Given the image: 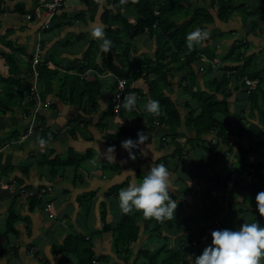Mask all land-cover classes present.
Here are the masks:
<instances>
[{
    "label": "crops",
    "instance_id": "obj_1",
    "mask_svg": "<svg viewBox=\"0 0 264 264\" xmlns=\"http://www.w3.org/2000/svg\"><path fill=\"white\" fill-rule=\"evenodd\" d=\"M48 1L0 0V75H12L1 54L4 50L12 54L14 65H17L13 75L17 73L14 76L20 83L28 85V91L21 96L14 94L7 115L0 116L3 131L0 133V264H71L69 255L75 257L74 264H79L76 254L69 246L67 249V245L72 246L71 238L77 234L92 243L96 258H107L95 264H124L113 252L111 232L101 228L103 223L113 228L120 218L119 190L141 180L151 166L159 163L169 169V191L178 201L177 208L174 217L160 228L161 234L151 236L148 231L140 230L127 264H132L139 250L148 248L154 252L160 245L183 249V264H190L189 256H198L211 244L213 230L235 229L253 219L264 224V216L259 214L255 200L256 194L264 190V153L250 131V128L261 127L262 119L257 113L249 112L247 92L237 87L241 82L233 78L226 91L231 94L229 119L233 120L234 131L242 129V136H228L224 142L215 140L212 133L198 140L194 129L186 127L184 118L189 105L196 104L185 87L189 82H180L184 71H176L174 66L163 74L168 73L164 93L176 103L181 114L177 126L160 124L147 111L146 105L151 98L147 96V85L142 77L130 85L134 89L131 93L137 98L135 106L129 111L123 104L118 115H114L109 108L116 78L102 68L106 52L100 47L101 40L92 35L96 26L102 25L106 30L103 22L106 0H66L50 28L41 34L37 75L40 94L46 104L40 111L34 134L25 142L13 145L24 133L33 110L30 63L41 22L37 10ZM197 2L192 9L207 10L206 4ZM27 15L32 19L28 21ZM257 19L255 16L254 20ZM257 24L254 34L251 22H244L242 14L234 12L226 23L215 20L207 29L213 32L214 41L220 40L222 33L228 36L220 40L223 44L226 42L221 50L245 35L241 40H246L251 52L262 50L264 53L261 45L264 34L260 30L264 28V20L259 19ZM260 33L263 38L258 40L255 35ZM132 45L136 58H141L143 53L152 57L154 45L147 34L135 38ZM92 63L101 71L86 67ZM41 66L55 73L49 87L41 84L38 70ZM64 77L75 78L76 92L88 89L86 95L90 86L86 84L96 79L95 101L89 102L84 96L82 101L74 99L68 103L63 98L65 87L61 86ZM154 77L149 75L148 80ZM198 77L194 92L205 88ZM93 89L94 86L90 88L91 94ZM11 91H18V88L13 85ZM49 131L58 137L47 138L41 145L38 138L42 132ZM138 131H143L148 139L136 148V159H131L121 141L129 137L136 139ZM208 141L217 146L218 157L212 166L207 163ZM109 145L116 146L113 162L99 155ZM73 154L85 156L80 167L70 165L63 169L62 161ZM97 160L100 161L98 165H90ZM46 187L52 188L51 193L40 199L27 193ZM191 188L198 189L200 194L188 196L181 202L180 196ZM46 204H49L48 211H45ZM8 219L12 221L11 231L7 229ZM66 239H69L68 244Z\"/></svg>",
    "mask_w": 264,
    "mask_h": 264
},
{
    "label": "trees",
    "instance_id": "obj_2",
    "mask_svg": "<svg viewBox=\"0 0 264 264\" xmlns=\"http://www.w3.org/2000/svg\"><path fill=\"white\" fill-rule=\"evenodd\" d=\"M209 1L210 11H214L213 8L216 7L213 14L202 8L192 9L194 2H197V0H106L103 22L106 27V36L113 43L111 50L106 52V63H102V68H106V71L112 73L116 80H124L127 91L130 93L134 91L130 85L139 78H144L147 85V96L160 101V112L158 115L153 114L154 118L160 124L172 126L179 124L181 114L176 103L172 102L164 93V82L167 81L168 73L163 74V72H166L171 66H174L176 71L183 70L185 76L181 78L180 82H189L185 87L186 90L190 91L189 95L196 104L194 106L189 105V112L184 118L186 127L194 129L195 138H198V140L202 136L212 133L215 140H221L222 142L226 141L228 136H242V129L238 128L234 131L232 127L233 120L229 119L232 114L229 100L231 94L226 91V85L235 78V82H241L237 87L247 92L246 102L249 106V112L257 113L262 119L261 127L257 129L250 128V131L255 139L259 141L257 147L262 149L264 153L263 52L262 50L258 53L251 52L250 45L246 40H242L241 42H232L225 53L219 54L215 43H213L215 40L214 34L208 32L207 29V26L213 24L215 20L226 23L234 12H238L240 15L242 14L244 22L246 20L251 22L252 33L256 34L258 30L257 21L259 19L264 20V0ZM235 2L239 5L234 6V4L236 5ZM131 16L133 20H131ZM255 16L259 19L254 20ZM196 29L206 31L209 35L200 41H194L193 46L189 47L187 36ZM260 30L264 34V28H260ZM143 34H147L153 42V55L150 57L143 53L141 58H136V53L132 49L133 40ZM222 36L224 37L223 34L219 35V37ZM1 54L12 74L8 77L0 75L2 91V94L0 93V116H6L8 107L13 103L14 94L19 93L21 96L24 91H28V85L27 83H20L14 76L17 73L13 75L17 65H14L12 54H8L4 50L1 51ZM208 60L217 61V67L215 69L211 68L207 63ZM86 67H95V69L101 71L93 63L87 64ZM199 67H202L201 71ZM38 70L42 79L41 84L47 85L46 87L51 86L55 78L54 71L46 66H41ZM217 72H223L224 74ZM227 73L229 75H226ZM149 75H155V77L148 80ZM198 76L204 82L205 88L200 87L194 92L193 89L196 80L199 78ZM244 78L254 82V89L251 90L246 86L243 81ZM97 83V80L94 79L91 83L86 84V86L90 85L88 86L89 93L86 95L88 89L76 92L78 84L75 78L64 77L61 80V86L65 87L63 90L64 97H60L65 98L68 103H72L74 99L82 101L83 97L86 96L89 102H93L97 95ZM66 84L68 85L67 88ZM13 85L18 88V91H11ZM93 86V94H91L90 88ZM50 88L52 89V87ZM109 111L114 113L112 100L110 101ZM114 115H118V113H114ZM41 137L55 139L58 135L49 131L47 133L42 132ZM216 148L217 146L212 141H208L207 163L209 166H212L218 157ZM133 151L136 152V149H133ZM83 157L85 158V156ZM83 157L77 154L69 155L62 161L63 163L61 162L62 168L66 169L65 167L70 165L80 167V161L84 159ZM48 163L52 164L53 162ZM167 221L168 219L158 221L154 218H146L140 210L134 209L129 213H123L120 209V218L113 228L103 223L101 230L111 232L113 252L116 256L121 257L124 264H127L133 255V244L138 240L140 230L148 231L149 235L154 236V234L161 232L160 227L167 224ZM6 225L7 229L11 231L12 221L8 219ZM110 228L112 229L110 230ZM71 243L72 246L67 245V249L69 246L70 250L76 254L79 264H95L100 260L107 259L105 256L95 257L90 241L78 237ZM183 258V249H172L166 245H160L154 252H151L148 248L139 250L132 264H183Z\"/></svg>",
    "mask_w": 264,
    "mask_h": 264
},
{
    "label": "clouds",
    "instance_id": "obj_3",
    "mask_svg": "<svg viewBox=\"0 0 264 264\" xmlns=\"http://www.w3.org/2000/svg\"><path fill=\"white\" fill-rule=\"evenodd\" d=\"M92 35L101 40L104 52L111 50L113 41L106 36L102 25L93 28ZM209 35L208 32L196 29L187 36L188 46L194 41H200ZM135 93L124 96V107L131 111L136 104ZM147 111L159 114L160 101L151 99L146 105ZM148 137L143 131L137 132V138L131 137L121 141V146L128 152L131 159H136L133 149L145 143ZM38 142L46 143L43 137ZM103 155L107 161L116 159V146L109 145ZM170 172L164 163L151 166L150 170L138 182L128 184L119 190V207L123 213L140 210L146 218L163 221L174 217L177 200L170 194ZM256 207L264 216V190L256 196ZM190 264H264V224L257 219L244 221L239 227L218 228L211 232V244L206 246L198 256H189Z\"/></svg>",
    "mask_w": 264,
    "mask_h": 264
},
{
    "label": "built area",
    "instance_id": "obj_4",
    "mask_svg": "<svg viewBox=\"0 0 264 264\" xmlns=\"http://www.w3.org/2000/svg\"><path fill=\"white\" fill-rule=\"evenodd\" d=\"M66 0H50L44 4H42L41 9L37 10V13H39V16L41 18V22L38 27L37 31V37L35 41V49L32 54L31 58V68H32V85L30 87V100L33 102V110L31 112V116L29 117L27 127L24 131V133L18 138V140L15 141V144H20L23 141H26L30 138L32 134H34L36 128L39 124V114L42 108L45 106V102L43 101L40 89H39V81H38V75H37V67L40 63V57H41V34L48 30L51 26V23L53 22L54 16L58 11L63 7ZM26 19L29 21L32 19L31 15H27ZM208 65L215 69L217 67V64L214 61H207ZM199 70H202V67H199ZM222 74H224L222 72ZM226 75H229L227 73ZM246 84V86L249 87V89H254V82L250 81L247 78H244L243 80ZM126 87V82L122 79L116 80V87L115 91L112 95V104H113V112L115 114L118 113L121 106L124 104V96L128 94ZM52 188L46 187L41 188L37 190L36 192L28 191L27 193L29 195H33L35 198L40 199L48 194L51 193ZM198 190L196 188H191L187 192L183 193L180 196V201L184 202L188 196H192L194 193H197ZM49 210V204H46L45 211Z\"/></svg>",
    "mask_w": 264,
    "mask_h": 264
},
{
    "label": "rangeland",
    "instance_id": "obj_5",
    "mask_svg": "<svg viewBox=\"0 0 264 264\" xmlns=\"http://www.w3.org/2000/svg\"><path fill=\"white\" fill-rule=\"evenodd\" d=\"M236 1V0H235ZM200 2H203L204 4H206L207 5V10H209L210 11V8H209V5H210V3H209V0H203V1H201L200 0ZM236 3V2H235ZM201 4V3H200ZM236 5H238L237 3H236ZM235 4H234V6H236ZM214 9V11H215V9H216V7L215 8H213ZM223 35H224V37L222 36V37H220V40H222V39H225V37L227 38L228 36L227 35H225L224 33H222ZM245 36V35H244ZM244 36H241V37H237L238 38V40L237 39H235V40H237V42H241L242 40V38H244ZM263 34H258V35H255V38L256 39H262L263 37ZM145 37H142V39H144ZM220 40H218V39H216V41H213V43H215V46H216V48H217V53H219V54H223V53H225V51H227V50H221V48H224L225 46H226V42H225V44H223V43H221V41ZM220 44H223L222 46L220 45ZM255 44L257 45L258 44V42L257 41H255ZM219 45V46H218ZM261 45L262 46H264V44L261 42ZM218 46V47H217ZM263 49H264V47H263ZM251 50V49H250ZM264 54V53H263ZM184 60V59H183ZM215 62H217V61H215ZM216 72V71H215ZM217 73H219V74H222V72H217ZM234 84H236L235 82H234ZM228 85H226V87H227ZM24 100V99H23ZM5 125V124H4ZM2 127H0V133L1 134H3V131H2V129H1ZM17 140H18V138H17ZM232 140V139H231ZM13 143H14V141H13ZM17 144V143H16ZM13 145H15V143L13 144ZM222 148L223 149H225V146H222ZM100 163V161H93L90 165L91 166H96V165H98ZM198 190V189H197ZM200 194V192L198 191L197 193H194L193 194V196H197V195H199ZM161 228V227H160ZM160 234H161V232H160ZM76 237L75 238H71V239H73V240H75V239H77L79 236H80V234H77V235H75ZM69 243V239H66V244H68ZM75 255V254H74ZM70 256H71V258H70ZM69 258H70V260H71V264H74L73 262H74V259H75V257L73 258V256L72 255H69ZM75 261H76V259H75ZM78 261V260H77ZM104 264H106V263H104Z\"/></svg>",
    "mask_w": 264,
    "mask_h": 264
}]
</instances>
